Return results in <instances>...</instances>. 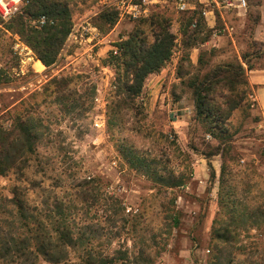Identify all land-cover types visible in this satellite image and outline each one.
I'll use <instances>...</instances> for the list:
<instances>
[{"label": "rangeland", "instance_id": "374dc122", "mask_svg": "<svg viewBox=\"0 0 264 264\" xmlns=\"http://www.w3.org/2000/svg\"><path fill=\"white\" fill-rule=\"evenodd\" d=\"M62 1L71 10L73 32L54 66L46 70L38 64L43 76L33 71L14 76L13 68L20 61L18 39L33 49L0 18V70L5 71L0 121L9 127L15 110L40 134L26 167L0 175L2 233L8 234L4 223L13 218L6 200L16 192L33 212L47 213L56 211L62 199L73 201L79 185L96 179L91 192H100V199L86 202L80 198L79 238L84 245L68 250L69 259L76 260L90 249L111 254L123 249L129 251L128 257L123 260L118 254L117 264H147L148 257L153 264H216L214 231L227 227L230 243L220 264H264V116L254 106L252 90L239 85L238 95L244 101L218 127L216 122L197 117L188 87L198 74L204 77L217 66L242 62L243 57L254 67L262 64L255 61L264 59V42L256 40L259 11L250 9L239 19L232 37L214 38L209 30L194 32L186 27L192 15L177 13L173 0L159 6L153 15L167 20L175 38L172 57L159 74L146 80L136 110H117L115 103L125 97L117 96L118 70L109 64L111 52H118L116 44L140 26L152 44L154 28L140 24L144 19L118 18L115 27L107 30L100 17L111 7L103 0ZM25 6L17 16L35 27L37 18L27 16ZM155 76L161 79L152 85L149 80ZM226 94L220 88L216 97L223 100ZM211 130L213 136L208 135ZM124 148L146 159L151 170L131 167L122 158ZM218 148L230 151L222 183L221 173L211 177L205 156ZM219 156L212 157L218 169ZM198 161L206 164L203 179L197 171ZM196 171L200 173L197 179ZM182 182L186 185L177 187ZM101 190L120 198L127 214L141 215L138 230L130 238L123 234L109 240L111 232L103 231V226L110 230L112 225L102 218ZM232 212L239 216L240 227L231 219ZM40 262L49 264L42 257Z\"/></svg>", "mask_w": 264, "mask_h": 264}, {"label": "trees", "instance_id": "16d2710c", "mask_svg": "<svg viewBox=\"0 0 264 264\" xmlns=\"http://www.w3.org/2000/svg\"><path fill=\"white\" fill-rule=\"evenodd\" d=\"M25 1H28L25 6L27 16L37 19L46 16L48 18L47 24L38 29L32 27L30 22L28 23L29 20H26L22 15H16L7 26L17 33L18 38L24 39L26 44L36 53L37 58L50 68L58 62L63 46L73 32L71 10L69 5L62 0ZM118 18L119 13L113 8L103 12L100 17L103 25L108 26L107 30L115 27ZM195 19L199 21L200 26L199 30L195 32L201 29L204 31L202 20L197 14H193L189 18L186 27L191 28ZM1 20L3 19L1 18ZM140 24H150L154 28L155 41L152 44H148L147 36L140 26L130 34L128 39L116 44L118 48L116 55L114 54L115 50L111 52L109 64L115 65L118 70L117 96L123 94L125 97L120 98L115 103L114 108L117 110H136L146 80L151 75L159 73L172 57L175 38L168 31L167 20L160 15H152ZM243 63L247 65V68L244 67ZM198 65L200 68L202 67V58ZM254 68L250 61L243 57L242 62L238 64L220 65L210 70L204 77H201L200 74L195 76L194 80L189 82L188 87L193 92L197 117H202L212 124L216 122L218 127H223L231 114L244 101V98L238 95V86H243L246 90L251 89L247 72ZM4 76L5 71L0 70V86L4 83ZM56 86L57 90L60 91L59 82ZM220 88L225 89L229 94H226L223 100L216 97ZM208 135L213 136V131L208 132ZM39 136L37 127L31 123L23 122L15 110L9 127L0 121L1 176H7L12 171H20L26 167L28 157L36 152V142ZM122 152L124 153L122 158L131 167L140 165L146 171L151 170V164L147 163L146 159L140 160L127 148H124ZM229 154L230 151L227 150L225 153L224 150L218 148L215 153L205 155L213 179L216 178V172L211 163L212 157L222 156L221 183L226 174V157ZM231 159L233 158L231 157ZM95 180L90 179L79 185L74 200L68 202L69 204L62 199L57 203L56 211L52 210L47 213L35 210L36 213H34L28 208L26 199L19 196L17 192L14 198H7L5 206L8 207L7 209L11 208L9 213L13 218H7L8 222L4 223V226L9 229L8 234H3L0 229V261L4 264H41L40 259L42 257L49 264H117L119 258L128 257V250L120 249L111 254L105 253V250L90 249L86 250L84 256H80L76 260L69 259L68 250L84 245L81 240L82 237L79 238L81 235L80 221L78 220L79 202L82 199L87 202L91 198L98 201L101 196L98 194L100 192H91V184L96 182ZM184 185L186 182H182L177 187ZM102 192L103 198L100 202L102 215H104L102 218H105L106 224L112 225L110 230L103 226V231L111 232L109 240L121 237L123 234L130 238L131 233L138 230V218L141 215L139 213L127 214L125 203L120 198L108 196L104 191ZM231 202L233 204L237 201L231 200ZM235 213L232 212L230 217L240 227L238 224L239 216ZM173 221L178 223L177 213H175ZM0 228H3V225ZM229 233L227 227L220 231H214L217 244H215L216 253L213 256L218 260L216 264H220V260L223 259L225 250L230 243ZM127 238L125 239L127 240ZM118 254L120 257L116 258ZM144 261V263L153 264L154 260L148 257Z\"/></svg>", "mask_w": 264, "mask_h": 264}, {"label": "built area", "instance_id": "2783aa9c", "mask_svg": "<svg viewBox=\"0 0 264 264\" xmlns=\"http://www.w3.org/2000/svg\"><path fill=\"white\" fill-rule=\"evenodd\" d=\"M103 1L106 5L118 11L121 20L150 18L159 6L168 3V0ZM27 3L24 0H0V17L5 22H9L20 13ZM173 6L179 14H197L202 20L204 29L209 30L214 38H219L223 35L232 37L236 33L237 21L245 17L250 10L249 0H173ZM47 22L48 18L41 16L33 21V25L39 29ZM199 28V21L195 19L191 24V29L195 32ZM85 31L88 32V30ZM94 31L93 38L97 37V29H94ZM16 47L20 57L16 75L24 77L30 71H35L36 56L29 47L20 43L19 39ZM115 54H117V50H115ZM251 98L254 101L253 94H251Z\"/></svg>", "mask_w": 264, "mask_h": 264}, {"label": "crops", "instance_id": "0c3cea01", "mask_svg": "<svg viewBox=\"0 0 264 264\" xmlns=\"http://www.w3.org/2000/svg\"><path fill=\"white\" fill-rule=\"evenodd\" d=\"M250 2V9H256L259 11V22L256 25V40L264 42V0H249ZM122 22V21H121ZM121 22L119 23V25L121 24ZM118 25V26H119ZM260 59H255V61H257L258 63H262L259 66L255 67L253 70H250L247 72V79L248 82L250 84L251 90L253 92V97H254V105L256 110L258 111V113L262 114L264 116V59L260 60ZM38 63L43 64L38 58H36V62L34 63V72L37 73L36 75L39 76H43V74L39 71L38 69ZM244 66L247 68V65L245 63H243ZM44 69H48V67H46L44 64ZM166 66V65H165ZM165 66L162 68V70L165 68ZM161 70V71H162ZM16 71H17V67L13 68V74L16 77H19L16 75ZM160 71V72H161ZM159 72V73H160ZM159 73L153 74V75H157ZM151 75V76H153ZM161 78L155 76V78H151L149 80V82L154 85V82H159ZM194 110H195V105H194ZM217 157V156H216ZM220 157V156H219ZM214 170L216 172V177L217 174L218 176L220 175V173L222 172V164L219 166V169L214 166L213 161H211ZM204 164L201 161H198L196 167H198L199 172H201V176L199 177H203L205 175V173L202 171L204 169ZM207 166H208V161H207ZM196 171V179L198 178V172ZM220 177V176H219ZM203 179V178H202Z\"/></svg>", "mask_w": 264, "mask_h": 264}, {"label": "bare ground", "instance_id": "6f19581e", "mask_svg": "<svg viewBox=\"0 0 264 264\" xmlns=\"http://www.w3.org/2000/svg\"><path fill=\"white\" fill-rule=\"evenodd\" d=\"M38 64L40 65V67L44 68L43 64H41V63H38Z\"/></svg>", "mask_w": 264, "mask_h": 264}]
</instances>
